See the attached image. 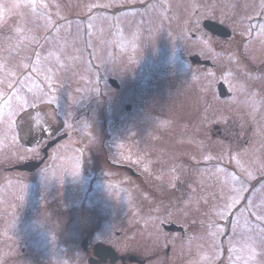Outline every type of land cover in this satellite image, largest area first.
I'll list each match as a JSON object with an SVG mask.
<instances>
[{
    "label": "rangeland",
    "instance_id": "1",
    "mask_svg": "<svg viewBox=\"0 0 264 264\" xmlns=\"http://www.w3.org/2000/svg\"><path fill=\"white\" fill-rule=\"evenodd\" d=\"M90 233L145 264H264V0H0V264H86Z\"/></svg>",
    "mask_w": 264,
    "mask_h": 264
},
{
    "label": "water",
    "instance_id": "2",
    "mask_svg": "<svg viewBox=\"0 0 264 264\" xmlns=\"http://www.w3.org/2000/svg\"><path fill=\"white\" fill-rule=\"evenodd\" d=\"M203 29L205 31H207L208 33H210V35H214L217 36L219 38H227L230 36V33L223 27L220 26L214 22H209V21H205L202 25ZM194 62L197 61L196 59L193 60ZM112 85L115 86V88H117V85L114 82H110ZM127 110H129L130 108L127 107ZM66 136H60L58 138H56L55 140L49 142L45 148L42 150V154H43V158L39 161V162H27L24 163L22 165H18L16 167H14L12 170L14 171H18V172H27V173H32L34 172L36 169L39 168V166L43 163V161L46 159L47 156V152L49 151L50 148H52L53 146H55L57 143H59L61 140H63ZM110 248L105 247L102 244H97L95 245V253L98 252V254H105V258H109L111 260V263L114 264L115 262H117L119 260V258L117 257V255H115V253L111 250ZM97 251V252H96ZM111 252V254L109 253ZM122 262H124L125 258H121L120 259ZM132 259H129V262H132Z\"/></svg>",
    "mask_w": 264,
    "mask_h": 264
},
{
    "label": "flooded vegetation",
    "instance_id": "3",
    "mask_svg": "<svg viewBox=\"0 0 264 264\" xmlns=\"http://www.w3.org/2000/svg\"><path fill=\"white\" fill-rule=\"evenodd\" d=\"M39 130H41V128H39ZM108 163V161H106ZM110 165H112L111 163H109ZM98 229H100V226L97 228V231ZM98 233H90L88 236L87 235H83L82 236V240H81V243H80V250L83 252V254H85V258H86V264H97V262H99L100 259H98L97 257L94 256V246L95 244L97 243H103V242H96V243H93V238L94 236H97ZM106 246H109V247H112L110 244H106L104 243ZM114 249V248H113ZM115 252H117L119 254V250L117 249H114ZM126 254H121L123 255V257L125 258H129V257H135L137 258V260H139L138 262H143L144 264L146 263V260L145 258H143L142 256L138 255V254H132V253H128V252H125ZM138 263V264H139ZM103 264H110L109 261H106L105 263ZM116 264H121L120 262H117Z\"/></svg>",
    "mask_w": 264,
    "mask_h": 264
},
{
    "label": "trees",
    "instance_id": "4",
    "mask_svg": "<svg viewBox=\"0 0 264 264\" xmlns=\"http://www.w3.org/2000/svg\"><path fill=\"white\" fill-rule=\"evenodd\" d=\"M25 122L21 118L17 119L16 126L20 132H23L26 136H29L30 134L39 132V128L43 127L46 124L48 125L49 117L48 114L44 113L43 110H38L35 112H32L31 114L25 116L23 118ZM48 119V121H47ZM20 137V135H19Z\"/></svg>",
    "mask_w": 264,
    "mask_h": 264
}]
</instances>
